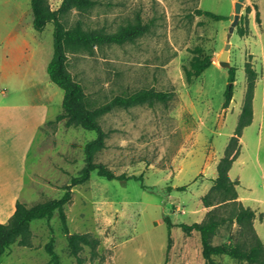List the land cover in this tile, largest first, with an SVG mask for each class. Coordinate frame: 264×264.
<instances>
[{
    "label": "rangeland",
    "instance_id": "1",
    "mask_svg": "<svg viewBox=\"0 0 264 264\" xmlns=\"http://www.w3.org/2000/svg\"><path fill=\"white\" fill-rule=\"evenodd\" d=\"M61 2L50 0L54 9ZM235 2L97 0L90 11L80 14L74 9L69 14L71 23L82 18L86 26L110 31L138 15L152 22L151 30L133 42L96 46L94 53H69L68 68L91 98L103 103L143 87L174 90L175 96L169 104L116 108L101 118L108 135L96 159L118 174L144 177L108 179L93 170L87 182L72 188V200L66 205L70 231L97 236L98 254L86 246L81 262L72 255L56 212L51 220H33V246L13 244L0 264H50L46 244L51 238L61 264H207L199 233L187 234L179 226L170 233L164 218L168 215L176 224H191L202 221L212 208L203 205L202 196L218 176V162L238 124L247 89V61L258 73L254 120L244 129L242 152L230 176L239 180L243 203L257 211L254 224L264 241V0H244L238 25L249 28V33L240 35L237 25L229 36ZM198 9L223 18L213 19ZM10 33L13 38L6 48L16 53L0 69V91L13 97L41 92L51 99L53 120L29 153L20 198L31 205L64 194V186L84 167V146L97 132L54 121L62 112L64 98V90L47 71L54 54V25L48 22L42 31L34 27L31 0H0V46ZM228 42L236 81L233 100L225 107L229 68L212 60L192 79L186 69L206 55L219 56ZM1 63L0 56V67ZM14 209L15 204L0 208V222L6 223ZM239 236L240 226L227 221L212 241L230 242ZM216 259L221 264H249L229 255Z\"/></svg>",
    "mask_w": 264,
    "mask_h": 264
},
{
    "label": "trees",
    "instance_id": "2",
    "mask_svg": "<svg viewBox=\"0 0 264 264\" xmlns=\"http://www.w3.org/2000/svg\"><path fill=\"white\" fill-rule=\"evenodd\" d=\"M96 4L97 0H62L59 7L54 9L50 0H31L34 27L38 31H42L48 22H52L54 25V54L48 64L47 71L50 79L64 90L62 112L57 115L54 121L65 120L68 127L75 126L94 130L97 132V136L85 144V165L64 186L65 192L61 197L49 198L31 205L20 199L16 201L15 210L9 220L6 223L0 222V258L15 243L32 247V221L44 218L51 220L56 212L59 214L63 230L67 235L71 254L76 256L80 262V253L86 246L91 248L93 255L98 254L100 239L97 236L89 232L70 231L66 205L72 200V188L87 182L93 170L108 179L143 180L144 177L143 174H118L106 163L96 159L97 153L106 147L108 135L101 123V118L116 108L128 109L142 104L153 106L158 102L169 104L175 96L174 90L143 87L130 93L117 94L103 103L90 97L84 85L74 78L68 68L69 53L82 51L94 53L96 46L133 42L148 33L152 26L151 21H145L140 15L135 20H130L111 31L106 27L86 26L82 18H78L73 23L69 21L68 16L74 9L80 14H84ZM198 12L216 20L223 18L222 15L203 9H198ZM257 15H259L258 10ZM257 18L260 22V17ZM237 30L242 36L249 33V28H244L241 24L238 25ZM211 65L212 56L210 55L195 60L191 68L186 69L188 79L201 75ZM229 71L230 84L225 92V107L230 105L234 97L236 67L231 66ZM246 74L247 89L238 124L224 155L218 162V176L213 180L210 190L202 196L203 205L212 208L202 221L191 224H176L168 215L164 218L170 233L173 226L181 227L187 234L194 231L199 233L202 256L207 264H221L216 259V256L219 255H229L249 264H264V241L254 224L257 211L246 206L239 199L237 189L239 180H233L230 176V170L242 152L241 138L244 129L251 125L254 119V97L258 73L251 61L246 63ZM143 187L147 188L148 186L143 184ZM185 188V186L179 187V189ZM227 205L228 207L222 210L223 206ZM227 221L236 222L240 226V236L237 239L232 238L230 242L214 244L213 236L216 235L219 227ZM53 243L54 239L51 238L46 244V251L50 255V264H61L60 255L54 249Z\"/></svg>",
    "mask_w": 264,
    "mask_h": 264
},
{
    "label": "crops",
    "instance_id": "3",
    "mask_svg": "<svg viewBox=\"0 0 264 264\" xmlns=\"http://www.w3.org/2000/svg\"><path fill=\"white\" fill-rule=\"evenodd\" d=\"M12 38L13 35L10 33L0 46L2 59L0 69L11 63L9 56L16 53L13 48H6ZM50 100V97L42 95L41 92L13 97L0 91V208L10 207L21 198L26 184L29 153L37 137L53 120L49 114ZM43 141V139L40 141L41 147ZM239 199L243 201L240 194Z\"/></svg>",
    "mask_w": 264,
    "mask_h": 264
},
{
    "label": "water",
    "instance_id": "4",
    "mask_svg": "<svg viewBox=\"0 0 264 264\" xmlns=\"http://www.w3.org/2000/svg\"><path fill=\"white\" fill-rule=\"evenodd\" d=\"M244 6V0H236L235 2V10L231 15V26L229 28L230 32H229V36H231L235 30V28L238 25L239 19L242 15V8ZM232 44L231 42H228L225 46V49L223 50V52L219 55H213L212 56V60L213 61H218L223 67L226 68H230L232 65L230 63V61L228 60V57L230 55V48H231Z\"/></svg>",
    "mask_w": 264,
    "mask_h": 264
}]
</instances>
